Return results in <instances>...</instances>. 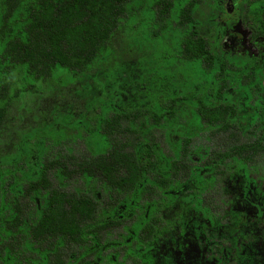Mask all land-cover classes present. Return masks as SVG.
<instances>
[{"label":"flooded vegetation","instance_id":"obj_1","mask_svg":"<svg viewBox=\"0 0 264 264\" xmlns=\"http://www.w3.org/2000/svg\"><path fill=\"white\" fill-rule=\"evenodd\" d=\"M196 1L194 17L203 3L210 10L186 33L203 36L209 55L197 61L211 68L192 86L183 75L175 102L166 96L145 108L144 149L133 146L127 186L112 189L99 169L87 177L66 162L50 168V181L55 169L97 181L102 192L51 181L29 198L40 166L34 179L20 181L23 222L5 232L0 264H264V0ZM183 45L182 36L186 63ZM53 189L91 196L96 213L72 215L67 201L65 232L34 230Z\"/></svg>","mask_w":264,"mask_h":264},{"label":"rangeland","instance_id":"obj_2","mask_svg":"<svg viewBox=\"0 0 264 264\" xmlns=\"http://www.w3.org/2000/svg\"><path fill=\"white\" fill-rule=\"evenodd\" d=\"M159 1L130 0L109 50L76 77L62 67L40 82L19 70L11 72V93L22 92L0 129V156L15 153L19 158L16 174L23 184L28 175L34 179L48 160L105 152L108 144L95 133V127L103 116H111L116 105L134 111L157 106L166 102V96H176L183 75L188 85L196 83L201 68L197 60L183 62L184 33L175 28L177 16L189 0H175L169 19L158 14ZM209 10L207 3L201 4L196 18L206 20ZM148 117L140 115L134 126L143 129ZM160 132L154 130L158 137ZM51 173V181L59 187L102 192L97 181L86 184L78 176L68 179L55 169Z\"/></svg>","mask_w":264,"mask_h":264},{"label":"trees","instance_id":"obj_3","mask_svg":"<svg viewBox=\"0 0 264 264\" xmlns=\"http://www.w3.org/2000/svg\"><path fill=\"white\" fill-rule=\"evenodd\" d=\"M175 0H160L158 14L169 19ZM130 0H2L0 14V129L15 98L22 90L11 93L9 76L19 70L36 81H45L54 76L58 68H66L72 76L91 68L100 56L109 50L110 42L118 30L121 19L127 14ZM196 0L181 8L177 26L183 31L184 55L189 61L205 58L208 49L203 36L196 38L186 33L190 24L196 23L194 9ZM19 11V12H18ZM25 11V12H24ZM20 18L17 19L16 17ZM196 18V19H195ZM16 25V26H15ZM211 63H204L201 70H210ZM201 74V73H200ZM204 72L200 80L206 78ZM191 81V79L189 78ZM192 83V82H191ZM190 83L189 86H192ZM27 90V89H26ZM175 102V97L171 100ZM122 109L115 106L111 116L98 120L95 133L102 135L108 144L104 153L81 155L61 161L48 160L41 167L38 178L29 181V198L41 193L42 188L52 187L49 170L56 165L67 167L74 163L87 177H93L99 169L103 180L115 189L126 187L128 180L123 169L132 166L135 159L133 146L138 150L142 144L140 128L134 120L145 115L146 109ZM174 113V112H173ZM133 135L135 142L133 141ZM142 149H144L142 145ZM15 153L0 156V263L6 238L5 232H15L23 222L21 185L17 176L19 163ZM9 166V167H8ZM12 166V167H11ZM14 167V168H13ZM121 171V172H120ZM46 204L39 214L34 230L65 232L69 224L63 219L67 214V201H72V215H94L96 204L89 195L68 193L53 189L46 192ZM37 226V227H36ZM77 227L76 225L72 228ZM79 231L78 229L74 230ZM10 246L15 247V236L8 235ZM16 251H13L15 253Z\"/></svg>","mask_w":264,"mask_h":264}]
</instances>
